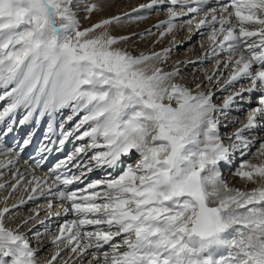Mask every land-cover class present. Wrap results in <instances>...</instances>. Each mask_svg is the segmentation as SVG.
Returning a JSON list of instances; mask_svg holds the SVG:
<instances>
[{"label": "snow or ice", "instance_id": "snow-or-ice-1", "mask_svg": "<svg viewBox=\"0 0 264 264\" xmlns=\"http://www.w3.org/2000/svg\"><path fill=\"white\" fill-rule=\"evenodd\" d=\"M165 4L167 20L157 25H167L161 37L173 30L174 20L190 15L189 33L193 24L195 30L210 29L205 57L215 59L220 75L205 79L219 83L223 64L230 69L226 88L241 80L248 85L218 106L203 81L193 90L182 82L179 67L161 66L170 48L134 55L121 45L136 33L114 35L112 26L143 19L140 15L125 12L81 28L74 11L79 0H0V101H6L0 140L23 109L21 125L49 118L50 143L41 152L62 151L70 139L81 142L43 179L28 182V200L38 190L47 195L56 189L55 198L65 202L63 213L74 217L52 236L56 251L38 261L37 249L18 231L34 217L15 229L5 225L11 209L27 202L20 198L0 208V264H55L65 251L69 259L63 264H84L89 256L87 264H264V141L256 153L259 162L244 159L253 143L244 134L264 126V0H223L218 8L208 0H150L132 12ZM96 8L88 4L84 11ZM244 93L255 95L256 106L225 144L217 114ZM65 110L69 114L53 139L57 114ZM29 143L25 139L20 147ZM237 151L241 163L232 177L240 187L221 171V162H230ZM125 158L133 162L121 167ZM13 163L9 159L0 167ZM82 167L115 174L68 190L83 182V171L72 172ZM23 180L16 179L13 192ZM46 207L52 215L51 201Z\"/></svg>", "mask_w": 264, "mask_h": 264}, {"label": "bare ground", "instance_id": "bare-ground-1", "mask_svg": "<svg viewBox=\"0 0 264 264\" xmlns=\"http://www.w3.org/2000/svg\"><path fill=\"white\" fill-rule=\"evenodd\" d=\"M104 1L102 0H79L78 7H74V11L77 13V18L83 27L90 26L93 23L98 22L101 19H106L114 15H118L126 12L127 10L138 8L140 4L149 3L150 0H118L117 4L108 9L105 12V16L101 14L99 5ZM223 0H208L209 7H219ZM88 4H96L97 8L92 12H85L84 9ZM162 6V7H161ZM170 5H158L153 9L141 10L139 13H133V16L146 14L145 12H155L154 15H150L146 20L135 22L132 26L130 25H113L112 33L114 35H130L136 33L128 45H121L122 47H129V50L134 54L138 55L141 52H161L165 48H170L171 51L168 54V59L161 65L166 70H171L173 67H179L181 69V77H183V83L190 86L195 90V84L203 81L204 89L211 90L213 93V102L218 106L223 104L225 97L230 95L234 91H239L241 86H247L248 81L241 80L234 84L232 87H225L223 84L224 79H227L230 73V69H224L223 64L219 66L223 70V78L217 82L214 78L211 82L205 79L206 76H219L220 72L216 71L215 59L211 56L205 57L207 48V34L210 31L208 28H202L195 30L194 24L191 26L194 31L189 33V26L186 25V21L191 19V16L179 17L173 21L174 28L171 32H168L165 36L161 37L160 33L165 32L167 25L157 27L161 24V21L167 20V8ZM161 7L159 10L154 11L156 8ZM165 8L164 10H161ZM207 9H205L206 11ZM132 11V10H131ZM130 11V12H131ZM128 12V11H127ZM129 13V12H128ZM202 15V13H201ZM143 16V15H142ZM87 17V19H85ZM199 19V16L197 17ZM142 34V35H141ZM190 37V38H189ZM216 59H224V57H217ZM177 61H183L181 64H176ZM188 61H192L188 63ZM6 101H0V110L5 106ZM256 106L255 95L249 96L248 93H244L243 97L237 98L233 104L224 110V112L218 113L217 117L220 120L219 132L224 140L225 144L230 143L228 137L229 134L233 133L236 128L242 126L246 122V116L249 109ZM69 114L68 110L63 113L57 114L56 119V139L59 133V123L61 120ZM25 112L23 109L17 111L16 122L13 125L12 131L8 132L3 140H0V164H7L9 159L14 160V163L7 167H0V184H6V187L0 189V208L5 206H11L12 204H18L19 199L23 198L27 202L20 205L17 208L11 209L10 213L5 217V225L13 229L20 223L21 220L26 219L29 216L34 217L29 221L28 224L21 226L18 231L24 233L30 240V245L34 249H37L38 261H43L51 257L56 251V245L51 240L52 236L57 234L59 225L65 220H71L74 217L63 213L60 205L65 203L58 198H55V191L53 189L51 194L40 195L39 190L36 194V198L28 200V194L31 192V185L29 181H33V177H40L43 179L45 175L59 160L64 159L69 152L73 151L75 146H78L79 141L70 139L64 145L62 151H56L53 148L52 151L41 152V147L50 143L46 136L48 135V117H41L39 123L35 119L21 125L19 120L23 118ZM73 122H68L66 127L71 128ZM264 124V122H262ZM6 128V125L2 126ZM247 139L252 140V146L248 151L244 159H250L253 162H259L256 159L257 150L260 147V142L264 141V126L257 127L249 130L244 134ZM30 138V143L23 148L25 139ZM84 141L83 143H86ZM89 156L91 153L88 154ZM264 159V158H262ZM87 160V157H85ZM38 161H42L39 163ZM133 159L125 158L123 167L126 164L132 163ZM241 163V157L239 151L235 152L233 159L230 162H221L223 167L221 171L226 180L234 186L240 187L241 183L239 178H233L232 173L235 171ZM85 173L82 178L83 182L74 186H68V190H74L75 187L83 188L85 185L93 180L103 179L107 176L108 172L113 171L112 169L98 167L93 168L92 171H88L86 167L80 169L73 168L72 172L79 175L80 172ZM14 174H16L14 176ZM113 174L115 172L113 171ZM22 175L24 180L12 191V184L16 182V179ZM34 182V181H33ZM52 182L51 178L48 180V184L43 186L45 193H48V185ZM251 187V185H249ZM11 193V195H10ZM7 197V199H5ZM51 201L54 207L51 209L52 215L47 210V204ZM59 211L61 214L56 216L54 213ZM15 219H12V217ZM40 221H44L41 225ZM48 231L45 232V228ZM90 230V229H89ZM41 233V236L37 237L35 233ZM107 250V249H105ZM84 264H87V259ZM69 259V253L67 251L62 252L61 257L55 264H63V261Z\"/></svg>", "mask_w": 264, "mask_h": 264}, {"label": "rangeland", "instance_id": "rangeland-1", "mask_svg": "<svg viewBox=\"0 0 264 264\" xmlns=\"http://www.w3.org/2000/svg\"><path fill=\"white\" fill-rule=\"evenodd\" d=\"M102 1H104L103 2V4L101 3L98 7H99V9L101 10V14H105V12L104 11H107L108 12V9L110 10V9H112V7H114V5L115 4H117V1L118 0H102ZM162 7V6H161ZM161 7H159V8H156L154 11H156V10H159ZM104 11H103V10ZM165 8H162L161 10H164ZM132 9H130V10H127L130 14H131V16H133V12L131 11ZM126 11V12H127ZM131 11V12H130ZM127 12V13H128ZM125 13V12H124ZM145 13H147V15L146 14H141V16L143 17V19H139V20H136V19H129V18H125V20H124V22H123V24H127V25H130V26H132L133 24H135V22H138V21H143V20H146V19H148L149 17H151L150 15L152 14V15H154L155 14V12H151L150 14H149V12H145ZM103 14V15H104ZM119 15V14H118ZM105 16V15H104ZM115 16V15H114ZM136 16V15H135ZM80 26H81V28H83V25L80 23ZM221 167H223V164H221Z\"/></svg>", "mask_w": 264, "mask_h": 264}]
</instances>
